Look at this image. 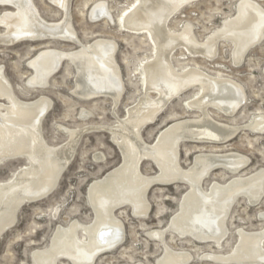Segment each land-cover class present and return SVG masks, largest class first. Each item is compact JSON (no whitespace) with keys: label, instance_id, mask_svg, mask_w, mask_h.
<instances>
[{"label":"bare ground","instance_id":"6f19581e","mask_svg":"<svg viewBox=\"0 0 264 264\" xmlns=\"http://www.w3.org/2000/svg\"><path fill=\"white\" fill-rule=\"evenodd\" d=\"M71 1H51L65 12L61 22L51 23L41 17L33 0H0V7L13 8L0 14V46L56 39L78 45L73 51L51 48L39 51L28 61L33 73L26 86L33 90L46 88L67 61L76 68L73 91L78 98L109 97L116 108L125 91L115 59L117 43L106 39H96L90 44L80 42L70 23ZM193 1L135 0L117 17L104 2L92 6L91 21L103 19L112 25L116 23L123 31L146 34L145 39L153 44V56L144 62L143 72L137 70L136 75L142 77L143 93L133 107L127 108L125 119L117 118L114 126H87L80 130L59 127L68 137L64 144L50 145L43 136L42 122L53 106L52 101L45 96L34 101L21 100L0 67V168L9 161H25L10 178L0 181V239L17 224L23 206L43 201L57 189L84 133L107 131L122 156L118 167L89 186L87 196L93 220L87 224L73 220L67 226H58L49 246L33 252V264H59L62 259L72 264H95L125 240L124 223L117 210L129 207L135 217L146 218L151 208L147 195L154 185L188 187L168 227L148 233L150 238L164 244L156 264H190L194 259L190 252L164 243L166 234L190 237L221 250L229 236L227 221L233 206L241 199L252 207L262 202L264 169L240 175L250 163L244 155L200 152L194 155L188 168L181 165L182 143L226 144L243 129L264 134L263 113H256L243 128L220 123L210 111L214 108L229 117L239 112L247 104L241 84L221 72L212 76L198 64H180L178 69L173 62L176 49L192 58L211 60L217 56L219 43L225 42L232 44L233 62L241 66L248 51L264 40V9L254 0H240L235 16L225 20L222 28L202 43L190 24L178 33L168 27L169 20ZM194 89L195 93L184 99L183 104L199 116L174 120L154 143H147L142 137L143 129L155 124L172 101ZM90 113L82 110L80 117L87 119ZM95 159L101 161L104 156L96 155ZM143 161L152 162L157 173L144 175ZM216 170L234 176L225 183L212 181L205 188L204 182ZM259 218L264 220V213ZM236 232L237 241L230 252L206 253L202 260L214 264H264V228Z\"/></svg>","mask_w":264,"mask_h":264},{"label":"rangeland","instance_id":"374dc122","mask_svg":"<svg viewBox=\"0 0 264 264\" xmlns=\"http://www.w3.org/2000/svg\"><path fill=\"white\" fill-rule=\"evenodd\" d=\"M51 1L33 0L44 20L59 23L64 19L65 12ZM133 1L135 0H72L70 5V23L72 22V28L75 29L73 30L80 42L90 44L96 39H106L117 43L115 59L125 91L116 108L109 97L90 100L78 98L74 94L76 68L67 61L63 62L46 88L33 90L26 86L28 78L33 73L27 65L28 61L39 51L46 48L73 51L79 48L78 45L56 39L43 42H19L9 47L0 46V67L3 68L4 76L9 80L16 95L24 101H34L45 96L53 103L42 122L43 136L48 144L57 146L67 142L68 137L58 129L59 127L80 130L87 126H114L117 123L116 119H125L127 108L133 107L138 102L143 93V83L141 75L136 73L137 70L143 72L144 62L153 56V44L145 39L146 34L123 31L119 25L116 23L112 25L107 20L101 19L95 22L90 19V10L97 2L106 3L112 15L117 17ZM239 1L194 0L185 4L169 20L168 27L172 32L178 33L185 25L190 24L197 39L203 43L212 33L222 28L225 20L235 16ZM254 1L264 9V0ZM5 10L12 11L13 8L0 7V14ZM173 62L178 69H181L180 64L190 66L198 64L212 76H217V72H221L226 78L241 84L245 90L247 104L239 112L229 117L214 108L210 109L214 118L220 123L243 127L257 114H264V40L248 51L239 67L233 62L232 44L225 42L219 43L217 56L211 60L201 57L192 58L184 55L181 49H176L173 53ZM195 91L196 89L191 90L181 99L172 101L155 124L143 129V139L149 144L154 143L159 134L173 124L174 120L198 117L199 113L190 111L183 104V100L190 98ZM149 94L155 96L154 92ZM82 110L91 112L87 119L80 117ZM78 144L74 158L63 173L57 189L47 199L23 206L18 212L17 224L0 239V264H33V252L49 246L58 226H67L73 220L85 224L93 220L94 215L87 196L89 186L118 167L122 163V156L110 133L104 130L84 133ZM180 150V162L184 168H188L192 164L194 155L200 152H237L250 161L240 175L246 176L264 169V134L246 129L241 130L226 144L184 143L183 145L182 143ZM96 155L104 156V159L96 160ZM24 164L25 161L19 159L1 166L0 181H6ZM141 170L144 175L149 176L157 173L155 165L150 161H143ZM233 176L223 170H216L204 182V187L207 188L212 181L225 183ZM187 189L186 185L180 184L151 187L147 195L151 208L146 218L135 217L129 207L117 210L116 214L124 223L125 240L115 250L102 255L95 264H156L163 252L164 244L150 238L148 233L168 227ZM263 213L264 196L262 202L255 207L250 206L243 199L236 203L227 221L229 236L221 250L215 248L213 244H201L190 237L181 238L172 233L166 234L163 240L173 249L190 252L194 258L190 264H214L202 260L201 256L212 252H230L237 241L238 229L261 231L264 228V220H261L259 215ZM59 264L72 263L62 259Z\"/></svg>","mask_w":264,"mask_h":264}]
</instances>
